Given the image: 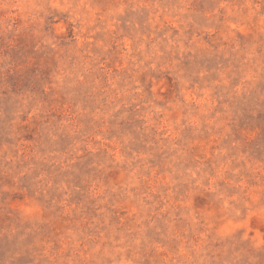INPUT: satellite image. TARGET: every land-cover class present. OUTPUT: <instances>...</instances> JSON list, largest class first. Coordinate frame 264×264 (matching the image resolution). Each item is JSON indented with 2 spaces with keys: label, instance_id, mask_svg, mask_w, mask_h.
Here are the masks:
<instances>
[{
  "label": "rangeland",
  "instance_id": "obj_1",
  "mask_svg": "<svg viewBox=\"0 0 264 264\" xmlns=\"http://www.w3.org/2000/svg\"><path fill=\"white\" fill-rule=\"evenodd\" d=\"M0 264H264V0H0Z\"/></svg>",
  "mask_w": 264,
  "mask_h": 264
}]
</instances>
